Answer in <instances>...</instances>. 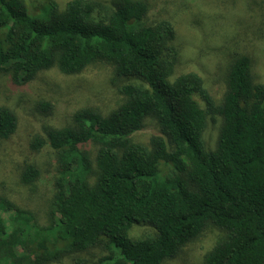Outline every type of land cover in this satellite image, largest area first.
Returning a JSON list of instances; mask_svg holds the SVG:
<instances>
[{
	"label": "trees",
	"instance_id": "1",
	"mask_svg": "<svg viewBox=\"0 0 264 264\" xmlns=\"http://www.w3.org/2000/svg\"><path fill=\"white\" fill-rule=\"evenodd\" d=\"M143 0H0V74L24 85L56 68L76 75L111 66L123 101L108 115L84 107L70 124L34 135L29 147L54 156L45 224L0 194V264H162L207 228L221 232L202 264H264V84L251 61L236 55L216 104L201 77L175 75L178 52L167 20L148 22ZM42 111L51 109L40 103ZM220 118L216 145L207 121ZM151 121L148 145L131 135ZM0 106V141L16 130ZM36 163L20 180L40 179ZM6 215V217H4ZM146 227L139 235L133 228Z\"/></svg>",
	"mask_w": 264,
	"mask_h": 264
},
{
	"label": "rangeland",
	"instance_id": "2",
	"mask_svg": "<svg viewBox=\"0 0 264 264\" xmlns=\"http://www.w3.org/2000/svg\"><path fill=\"white\" fill-rule=\"evenodd\" d=\"M48 0H27L40 8ZM59 8L70 0H53ZM111 2L112 0H98ZM148 5V22L169 21L174 29L173 45L178 52L175 75L195 73L216 104L225 93V77L231 60L238 54L251 61L255 82L264 84V0H143ZM126 81L116 78L111 66L94 63L76 75H63L56 68L39 73L24 85L14 84L8 75L0 74V106L11 109L17 118L15 133L0 141V194L18 206L33 212L45 224L52 196L54 156L44 147L37 152L29 144L34 135L45 136L49 128L70 124L73 111L89 107L106 116L123 97L118 89ZM46 102L50 110L42 111ZM220 118L207 121L203 138L206 147L216 145ZM151 136H159L155 125L146 126L131 135L134 142L148 145ZM36 163L40 179L31 185L20 180L26 164ZM6 217V215H4ZM146 227L131 231L139 235ZM221 232L207 228L196 240L185 245L173 259L162 264H202ZM98 252L84 253L85 264H98ZM63 260L58 264H71Z\"/></svg>",
	"mask_w": 264,
	"mask_h": 264
}]
</instances>
